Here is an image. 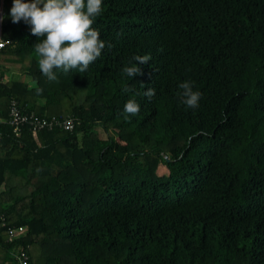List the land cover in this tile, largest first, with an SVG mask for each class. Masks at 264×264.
I'll return each mask as SVG.
<instances>
[{
    "label": "trees",
    "instance_id": "trees-1",
    "mask_svg": "<svg viewBox=\"0 0 264 264\" xmlns=\"http://www.w3.org/2000/svg\"><path fill=\"white\" fill-rule=\"evenodd\" d=\"M11 6L2 0L0 264L19 249L27 264H264V0H103L101 56L56 81ZM145 54L141 75L122 73ZM186 80L202 93L196 109L178 102ZM10 98L76 124L15 135ZM128 99L140 111L126 120Z\"/></svg>",
    "mask_w": 264,
    "mask_h": 264
},
{
    "label": "clouds",
    "instance_id": "clouds-1",
    "mask_svg": "<svg viewBox=\"0 0 264 264\" xmlns=\"http://www.w3.org/2000/svg\"><path fill=\"white\" fill-rule=\"evenodd\" d=\"M102 12L103 0H12L8 18L14 24L23 21L31 26V34L38 38L33 48L39 70L49 81H56L57 72H86L101 56L106 45L92 25ZM5 18L0 15V22ZM107 46L112 47L110 43ZM150 60L148 54L134 55L122 73L129 78L141 75L138 65L148 64ZM178 88V102L188 109L198 108L202 93L193 90V82L186 80ZM36 91L42 92L39 88ZM123 91L128 93L133 89L124 86ZM143 95L151 101L155 89L148 88ZM139 111V103L128 99L121 115L127 120Z\"/></svg>",
    "mask_w": 264,
    "mask_h": 264
},
{
    "label": "built area",
    "instance_id": "built-area-1",
    "mask_svg": "<svg viewBox=\"0 0 264 264\" xmlns=\"http://www.w3.org/2000/svg\"><path fill=\"white\" fill-rule=\"evenodd\" d=\"M0 15H3L2 0H0ZM7 43L8 41L2 39L0 36V45H3L2 47H4ZM2 47H0V49ZM4 121H6V123L11 126V131L15 135H18L23 128L32 131H49L55 128L70 131L76 124L72 115H67L63 118H46L33 112L25 111L13 98L8 100L6 107V117ZM17 230H21V227H18ZM12 235L13 229H8L9 238L12 237ZM17 251L18 252L14 254L15 264H27L28 256L26 252L20 249Z\"/></svg>",
    "mask_w": 264,
    "mask_h": 264
},
{
    "label": "rangeland",
    "instance_id": "rangeland-1",
    "mask_svg": "<svg viewBox=\"0 0 264 264\" xmlns=\"http://www.w3.org/2000/svg\"><path fill=\"white\" fill-rule=\"evenodd\" d=\"M14 254H15V252L14 251H11L10 256H11L12 259L14 258ZM9 262H10V260H9Z\"/></svg>",
    "mask_w": 264,
    "mask_h": 264
}]
</instances>
